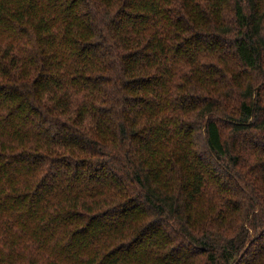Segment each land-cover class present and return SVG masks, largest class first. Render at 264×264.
I'll return each instance as SVG.
<instances>
[{"label":"trees","instance_id":"16d2710c","mask_svg":"<svg viewBox=\"0 0 264 264\" xmlns=\"http://www.w3.org/2000/svg\"><path fill=\"white\" fill-rule=\"evenodd\" d=\"M0 264H264V0H0Z\"/></svg>","mask_w":264,"mask_h":264}]
</instances>
